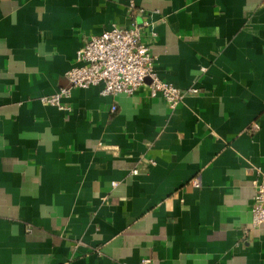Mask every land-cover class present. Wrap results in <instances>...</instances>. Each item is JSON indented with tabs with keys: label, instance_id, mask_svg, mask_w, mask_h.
<instances>
[{
	"label": "crops",
	"instance_id": "1",
	"mask_svg": "<svg viewBox=\"0 0 264 264\" xmlns=\"http://www.w3.org/2000/svg\"><path fill=\"white\" fill-rule=\"evenodd\" d=\"M146 20L175 110L72 88L86 42ZM262 172L264 0H0V264H264Z\"/></svg>",
	"mask_w": 264,
	"mask_h": 264
},
{
	"label": "built area",
	"instance_id": "2",
	"mask_svg": "<svg viewBox=\"0 0 264 264\" xmlns=\"http://www.w3.org/2000/svg\"><path fill=\"white\" fill-rule=\"evenodd\" d=\"M134 8L135 4L131 1L129 9ZM140 13L143 14L144 10ZM150 26L151 23L147 20L141 24L135 23L130 28L114 26L92 37L77 52L78 65L67 73L72 88L103 86L101 95L112 97L134 96L141 89L148 88L151 99L161 97L169 109L175 110L186 93L161 80L156 73L150 50L151 43L144 38V29ZM155 36L156 33L152 31V39ZM189 92L198 94L199 90L192 88ZM70 93L71 89H61L54 95L41 98V102L69 111L70 108L65 107L63 102L69 98ZM116 109V106H112L111 111L115 112ZM194 186L200 187V182L195 180ZM254 187L252 224L253 227L260 228L264 226V172L254 181ZM149 262L150 260L143 261L145 264Z\"/></svg>",
	"mask_w": 264,
	"mask_h": 264
}]
</instances>
